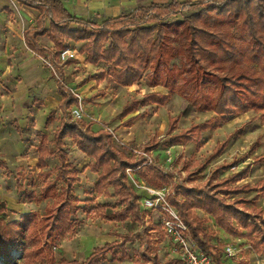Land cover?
<instances>
[{
  "label": "trees",
  "instance_id": "16d2710c",
  "mask_svg": "<svg viewBox=\"0 0 264 264\" xmlns=\"http://www.w3.org/2000/svg\"><path fill=\"white\" fill-rule=\"evenodd\" d=\"M16 1L38 11L34 24L23 31L24 42L36 56L44 59L49 55L58 78L57 92L61 97L57 106L61 118L52 140L58 160L55 179L61 187L57 192L48 180L50 171L39 173L46 180L42 195L58 198V201L42 216L39 222L42 236H36V242L47 240L46 246L51 247L50 241L55 234L71 233L73 230L71 216L75 213V198L72 188L79 179L68 168L64 152L66 138L74 140L78 151L92 161L88 167L97 174L94 186L97 194L107 195L108 188L112 187L118 204L122 206L116 212L105 205L97 206V214L102 219L125 221L129 218L132 224L142 226L145 222L143 213L147 212L140 211L141 202L134 188L128 184L129 179L124 171L139 167L140 162H127L113 147L110 133L103 129L93 131L87 123L73 119L70 114L71 108L77 104V98L62 83L59 55L69 49L65 41L83 42L78 52L85 55L90 65L96 66L100 62L108 64L117 86L131 87L145 81L150 89L162 87L167 91L166 95L149 92L140 99L132 100L122 107L118 118H124L146 104L163 106L168 95L184 99L188 103L185 110L168 121L166 134L172 146L188 143L195 134L217 128L215 123L208 120L174 133L179 117H187L193 110L211 112L222 121L249 111L259 112L264 119V0H209L197 3L172 0L163 5L139 7L101 24L71 17L59 0ZM179 15L181 19L177 18ZM45 20L49 21L47 29L44 27ZM36 38H41L42 44ZM47 41L53 43V53L45 48ZM71 61L69 59L64 64ZM133 118L135 116L128 120ZM41 139L36 151L38 166L43 169L51 151L43 136ZM258 142L251 145L250 150ZM225 147V142L216 144L207 161L217 158ZM243 158L245 155L216 167L202 185L189 188L175 186L166 195L167 203L188 229L191 241L201 253L210 256L211 264H226L224 249L212 243L204 228V220L195 211L210 216L224 234L232 237L238 235L248 241L255 253L264 252V210L256 207L258 194H264V177L254 185H236L247 177L249 166H246L217 180L219 171H228ZM255 162H264V155ZM144 166L150 175L147 182L153 188L163 189L166 178L156 173L150 164ZM0 167H4L3 162H0ZM203 168L200 166L198 171ZM253 192L255 195L250 200L239 197ZM227 196L237 198L227 200ZM165 218L162 216L157 223L163 231L162 221ZM34 219L35 214L29 213L8 222L6 205L0 202V256L4 260H11V248H20V240L27 237L26 229ZM118 238L95 248L83 263L62 259L57 264H100L99 259L105 258L114 248L121 249L123 253L125 245L135 239V234L128 232ZM175 250L177 252L178 249ZM139 255L149 260L146 264H160L155 257L149 259L142 251ZM163 264H179V256Z\"/></svg>",
  "mask_w": 264,
  "mask_h": 264
},
{
  "label": "rangeland",
  "instance_id": "374dc122",
  "mask_svg": "<svg viewBox=\"0 0 264 264\" xmlns=\"http://www.w3.org/2000/svg\"><path fill=\"white\" fill-rule=\"evenodd\" d=\"M180 17L181 15L177 16ZM23 27L22 22L21 29ZM82 45L83 42H69V49L78 52ZM36 62L42 68L41 78L31 82L34 79L31 77L32 72L27 73L28 77L21 81L22 72L12 71L10 88L4 89V97L0 93V162L4 163V167H0V202L6 205L8 222L29 213L35 214V219L26 229L27 237L20 240L22 249L11 248V260H4L0 256V264H57L62 259L83 263L95 248L117 241L119 235H126L128 232L135 234V239L125 245L123 253L121 249L114 248L105 258L99 259L100 264L149 263V260L139 255L140 251L149 259L155 257L160 264L178 259L173 242L157 225L162 219L161 212H144L145 222L142 226L132 224L129 218L125 221H106L97 214V206L105 205L113 212L119 211L122 206L118 204L112 187L108 188L107 195L97 194L94 188L97 174L92 173L88 167L92 161L78 151L75 141L70 138L64 140V152L69 171L79 179L72 188L75 198V213L71 216L73 230L71 233L55 234L50 241L51 247L46 246L47 240L40 239L36 242V236H42L39 229L42 216L58 201V198H46L42 195L41 190L46 180L39 173L50 171L48 180L53 183L57 192L61 187L60 182L55 179L58 160L52 142L61 118L57 109L60 99L56 89L58 78L49 57L37 58ZM65 64L60 67L62 83L66 88L71 87L69 90L78 93L83 99L82 121L93 131L103 129L110 133L113 147L127 162H140L139 168H129L135 169L132 176L136 181L152 187L147 182L150 175L145 166L141 165L144 158H147L156 173L166 178L163 187L168 193L175 186L189 188L206 183L216 167L226 165L242 155H245V158L236 166L225 172L219 171L217 180L228 177L246 166H249L247 177L236 185H254L264 177V162H255L258 157L264 155V119L260 117L259 112L249 111L222 121L211 112L193 110L187 117H179L174 133H179L191 124L208 120L215 123L217 128L195 134L188 143L172 146L169 135L166 134L168 121L178 117L185 110L188 103L184 99L177 95H168V100L163 106L146 104L139 106L124 118H118L122 107L132 100L140 99L143 94L149 92L166 95L167 91L162 87L150 89L145 81L131 87L117 86L111 77V67L104 62L95 67H73L68 71L64 68ZM91 79L95 80L97 85H87L85 90L81 88ZM134 116L133 120H128ZM41 136L51 151L43 169L38 166L36 151L42 140ZM257 140L258 145L250 150V146ZM221 142L226 143L225 149L217 158L208 162L207 159L216 144ZM153 144H156L155 147L149 148ZM168 149L171 152L170 159L165 154ZM200 166L204 168L198 171ZM128 184L133 187L130 180ZM134 190L141 202L146 194L142 190ZM254 195L253 192L239 197L250 200ZM235 198L237 196L226 197L227 200ZM139 207L143 212L142 206ZM256 207L264 210V194H258ZM195 213L204 220V228L212 243L217 244L219 248L231 244L240 250L232 261L227 260L226 264H264V252L255 253L248 241L238 235L232 237L224 234L204 212ZM234 225L236 226L235 223ZM236 229L242 232L238 227Z\"/></svg>",
  "mask_w": 264,
  "mask_h": 264
},
{
  "label": "crops",
  "instance_id": "0c3cea01",
  "mask_svg": "<svg viewBox=\"0 0 264 264\" xmlns=\"http://www.w3.org/2000/svg\"><path fill=\"white\" fill-rule=\"evenodd\" d=\"M59 1L63 4L64 9L71 17L83 21H90L97 24H101L106 20L118 18L119 16L124 14H129L139 7H148L154 4L163 5L172 0H59ZM174 1H177L178 3H197V2L209 1V0H174ZM37 16H38L37 10L26 7L20 4L19 2H17L16 0H0V93L2 94V97H4L5 94L4 89L10 88L11 86L12 71L16 73L22 72V77L20 76L21 81L25 80V78L28 77L26 76L27 73L29 74L32 72L33 75L31 77L34 79L31 82L36 81L37 78H41L42 68L41 65L37 64L36 62L37 58L40 57L36 56L35 53L28 50V48L25 45L24 37H23V31L25 29H28L34 24V21ZM22 22L24 23V27L21 29ZM44 27L46 29L49 27L48 20L44 21ZM71 27L74 28L76 26L72 25ZM36 40L38 43L42 44L41 38H36ZM65 43L69 46V41H65ZM44 46L50 53L54 52V45L52 42L47 41V43H45ZM74 51L78 53L79 57L65 64L64 68L66 69V71H68L70 68L73 67L86 68L87 66L90 67L94 66V65H90L86 61V57L84 55L77 52V50ZM46 57H49V55ZM63 73L65 74V71H63ZM13 81H15V79ZM91 84L95 85L96 81L91 79L88 82L84 83V85L81 88L85 90V86ZM69 88L71 87H68V89ZM93 96L95 97L97 95H93Z\"/></svg>",
  "mask_w": 264,
  "mask_h": 264
},
{
  "label": "built area",
  "instance_id": "2783aa9c",
  "mask_svg": "<svg viewBox=\"0 0 264 264\" xmlns=\"http://www.w3.org/2000/svg\"><path fill=\"white\" fill-rule=\"evenodd\" d=\"M79 57L78 53H76L72 49H65L60 52L59 62L64 63L67 60H75ZM70 92L77 98L76 106L72 107L70 110V114L73 119L82 120L84 116V108L82 101L83 99L80 97L78 93L73 92L70 89ZM168 149L165 151L166 156L170 159L171 152ZM147 157V156H145ZM145 164H150L147 158L143 159ZM139 168V167H137ZM136 169V168H135ZM134 170L126 169V174L131 184L135 189L142 190L146 196L141 201V206L145 211H159L162 213V216L165 218L163 223V229L165 235L171 239L175 249L177 250L179 256V264H211V258L208 255L201 253L194 243L191 241L188 233V229L184 224L180 221V218L167 203L166 195L168 194L165 188L156 189L150 187L146 184L140 183L136 181L132 174ZM174 249V250H175ZM224 255L223 258L225 260H231L236 256L240 250L233 245H226L223 247ZM176 251V250H175Z\"/></svg>",
  "mask_w": 264,
  "mask_h": 264
}]
</instances>
